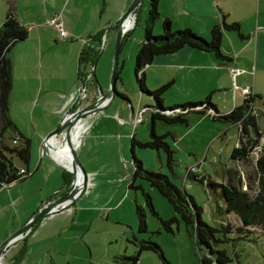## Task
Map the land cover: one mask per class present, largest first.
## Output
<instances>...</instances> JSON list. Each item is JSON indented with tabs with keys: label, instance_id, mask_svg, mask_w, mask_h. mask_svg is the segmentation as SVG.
I'll return each mask as SVG.
<instances>
[{
	"label": "crops",
	"instance_id": "crops-1",
	"mask_svg": "<svg viewBox=\"0 0 264 264\" xmlns=\"http://www.w3.org/2000/svg\"><path fill=\"white\" fill-rule=\"evenodd\" d=\"M132 1L0 0V27L9 10L13 9L29 33L8 52L13 76L9 114L15 125L14 135L19 138L18 144L26 139L31 142L29 163L16 165L29 172L27 177L32 176L28 180L25 178L24 182H13L0 189V216L7 214L9 209L19 213L24 203H28L27 210L20 214L18 222L15 218L5 239L19 231L44 204L58 194V198L62 197L70 188L73 180L71 171L59 173L60 181L54 184L51 176L59 170L57 163H60L51 154L50 159L45 157V138L73 111L75 105L92 103L99 97L97 86L91 88L87 81L92 66L81 65V53L87 46L101 45L104 35L107 40L103 48L110 51L117 35L116 25ZM159 11L158 28L164 31L170 23L173 30L191 28L211 39L213 28L226 21L239 23L240 32L223 29V59L215 52L191 46L171 54L157 55L145 68L147 83L183 86L187 92H196L198 86L205 92L216 91L220 101L214 103L211 97V102L220 115L230 113L245 101L241 90L233 93L230 89L234 85L231 67L245 70L236 77L238 85L250 86L254 92L257 91V78L251 86L245 80V74L254 72L255 76L258 69H264V0H160ZM56 14L62 15L68 38L59 37L58 31L48 24ZM130 32L129 29L124 35ZM143 40L142 31L137 38V49ZM95 68V83H99L101 93H107L108 90L103 88L108 89V84L102 79L99 82ZM84 84L88 85L86 99L82 94ZM116 88L125 97L117 93L104 108L85 113L78 121L81 126L73 133L78 157L88 175L85 190L68 207L41 218L24 236L12 243L3 256L2 264H109L107 258L112 260V264H128L123 257L134 255H127L128 250L123 251V247L125 242L129 243V236L137 237L136 230L132 228L129 233L127 228H111L109 224L124 223L122 217L112 214L122 200L123 184L133 178L135 171L130 161L122 167V157L132 154L133 138L139 137L140 141L152 138L151 135L148 137L150 113L147 121L144 115L150 111L153 115L157 108L141 107L137 101L138 97L142 99L144 91L133 83V91L129 94L121 74ZM144 108L147 111L143 114V121L133 123ZM211 109L187 113V122L167 121L174 126L173 130L166 132V141L170 136L173 140L169 147L176 151L185 147L193 153L187 141L191 142L193 132L204 123L214 124L210 119H217L209 111ZM140 124H145L143 138ZM201 136L204 140V135ZM217 137V133L209 137L208 143ZM54 147L64 157H72L71 147L65 139L62 142L58 136ZM150 154L148 151L141 153L142 157ZM20 183L24 185L20 186ZM27 191L32 195L27 196ZM112 245L117 246L114 248Z\"/></svg>",
	"mask_w": 264,
	"mask_h": 264
},
{
	"label": "rangeland",
	"instance_id": "rangeland-1",
	"mask_svg": "<svg viewBox=\"0 0 264 264\" xmlns=\"http://www.w3.org/2000/svg\"><path fill=\"white\" fill-rule=\"evenodd\" d=\"M149 9L150 0H144L135 13V27L130 29L131 32L125 38L122 49L119 53L120 74L126 80V88L129 94L133 91V83L138 85V88L140 89L135 72L136 54L139 51V49H137V38L142 34V31L145 33ZM130 23L133 24V21L130 20ZM159 23L160 20H157L154 24L153 31L155 35L164 32V29L158 28ZM116 38L117 37L114 38L110 51L107 52L106 49L102 48L101 55L96 62L95 69L99 82L102 79L108 84V89L104 87V91H109L111 87V75L116 51ZM135 50H137L136 53ZM90 73L93 74V76L92 78L89 77L88 73L87 81L91 88L97 86L100 94L99 83L97 81L95 83L94 80V70L90 71ZM256 78L258 80V88L255 94L258 96L254 102L255 104L248 108L245 117L249 116L255 118L257 129L259 131H256L251 119L250 121H246L248 130H245L244 128L245 123L242 121L243 119L238 125L224 123L221 120L210 119L211 121H214V124L211 125L209 123H204L193 132L195 134L191 136V142L187 141L188 144L191 145V148H193V153H190L185 147H183L182 150L178 149L176 151L170 146L171 159L169 160V155L165 148L157 149L150 146H138L136 150V155L143 161L145 169L167 175L170 181L181 189L188 200H190V197L194 199L196 204L201 208V216L203 220L210 226L216 228L215 238L212 239L211 242L212 247L201 244V250H199L193 225H187L182 217L176 213L172 203L156 186H154L147 178L138 176L135 180L131 178V180H128L123 184L122 188L124 192L122 194V200L118 203L116 210L112 214L115 215L116 213L118 216L122 217L124 223L110 222L109 224V227L111 228H127L129 233L132 232V228L133 230H136L137 237H134L132 234L129 236V243H124L123 251L128 250L127 255L135 254L137 252L140 240L151 239L162 246L166 257L171 264H201L202 255L210 256L213 260H216L219 253L218 251L221 250L224 251L228 257L226 264H264V229L258 225L245 226L238 214L235 212L229 213L227 211L226 200L221 194V186L219 185L228 184L230 180L228 175H230V178H232L231 182L242 188V190L248 192L252 198L259 195L264 190V170L260 167L258 161L264 153V69H258V71L255 72V76L252 73L251 75L245 74V80L248 84L250 83L251 86L255 83H253V80H256ZM151 79L154 80L152 77ZM147 86L152 91H156L162 87L164 88L161 92V96L163 97L164 106L167 108L188 102L203 101L209 95H211L214 103L220 101L218 92H205L200 86H198L196 92H187L183 86H177L174 84L169 85L168 83L157 84L150 82L147 83ZM118 87H121V80L118 81ZM230 89L233 93L236 92L234 85ZM142 93V99H139L140 97H138L137 101L141 107L156 106L157 100L154 95L147 92ZM153 110L154 108L152 109V112H154ZM182 114L184 113L167 116L175 117L176 115ZM147 115H149L150 123L148 137H150V133L153 129L156 130L157 135H164L167 134L166 132H168V130H173L172 127L174 126L168 124L163 118H156L155 125H153L151 111L144 115L146 121L148 119ZM219 115L220 114L217 111L213 114V116ZM140 125L142 126L139 131L141 132V138H143L145 124ZM216 133L218 137L214 141L208 143V138ZM201 134L204 135V140L201 139ZM241 135L244 137V142L251 146L252 149L249 157L243 158L242 160H235L232 158L231 154L236 146L241 145ZM14 137L13 129L9 128L4 135V141L8 145L14 146L16 145L13 143ZM59 139L63 142L62 136H59ZM137 139L140 140L139 137H137ZM147 140L152 141L154 139L149 138ZM167 140L168 141L166 142H168V145H170L169 142H173L171 136L168 137ZM137 151L140 152V154L137 153ZM142 151H148L152 154H150V156L143 155L144 157H142ZM45 157L50 159L49 153H46ZM14 160L17 165L20 162L23 163L18 158H15ZM128 161H130L131 164L133 162V155L131 153L126 157H122L121 165L123 168L126 167ZM57 165L60 167L59 170L53 173V177L51 176L53 181H55L54 184L60 181L59 173L61 174L64 173L63 171H70L66 167L61 166V164L57 163ZM31 178L32 176L27 177L26 179L28 180ZM26 179L21 180L20 182H24ZM131 184H133V186ZM19 185L21 186L24 184L20 183ZM48 185L51 186L52 183H49ZM39 192L40 191H37V193ZM30 195H32V193L29 191L27 196ZM58 196L60 195L58 194L53 197L50 202L57 199ZM148 196L152 198L154 209L148 201ZM43 206H45V204ZM27 207L28 203L26 202L22 206V209L19 210V213L9 209L7 214L3 213V215L0 216V242L6 240V232L13 228L15 218L18 222L20 214L24 213V211L27 210ZM138 207H141L143 210L147 225L146 230H139ZM40 211L41 209H39V211H37L28 221L38 215ZM176 216L179 218V221H173L171 223L172 230L168 229L166 223ZM4 241L0 243V246ZM116 246L117 245H112L111 247L115 248ZM211 248H213L215 252L211 253ZM107 259L108 263L112 264V260L109 258ZM139 264H163V262L157 253L145 250L140 257Z\"/></svg>",
	"mask_w": 264,
	"mask_h": 264
},
{
	"label": "trees",
	"instance_id": "trees-1",
	"mask_svg": "<svg viewBox=\"0 0 264 264\" xmlns=\"http://www.w3.org/2000/svg\"><path fill=\"white\" fill-rule=\"evenodd\" d=\"M159 2L160 0H150V9L148 18L146 20L144 40L136 54L135 67L137 81L141 90L154 95L157 100V112L153 113L152 115L153 125H155L156 118H163L168 122H187L185 115L193 110H198L199 106H202V109H211L213 107L212 110L217 111V108L211 102V95H209L203 101L188 102L175 107H165L163 103V97L161 96V92L164 88L162 87L156 91H152L148 88L146 83L145 68L153 62L157 55L171 54L177 52L185 46H191L196 49L215 52L219 58L223 59L225 58V55L221 50V45L223 42V29L240 32V24L237 22L228 23L225 21L222 26L216 25L212 30L211 39H206L191 28L177 30L169 28L166 29L164 33L155 35L153 31L154 24L161 17V13L159 11ZM28 34L27 27L21 24L16 16L15 11L13 9L9 10L5 21L0 27V189L6 185L12 184L13 182L24 180L29 175V172L22 171L21 168L16 165L14 159L18 158L24 164L29 163L31 159L30 139H26L24 142L14 146H10L4 141V135L6 131L9 128L13 129L15 127L9 114V96L12 89L13 76L12 63L11 59L8 57V52L16 42L26 39ZM126 37L127 34L123 36L121 49ZM101 50L102 49L98 44L87 46L80 56L81 65L86 66L87 64H91V66L95 68L96 62L101 55ZM116 75L118 80L120 78V67L118 68ZM116 92L119 93L117 88ZM121 95L125 97L124 94ZM257 96L258 95L255 94L250 99L245 98L244 103L234 108L230 113L214 116V118L221 120L224 123H230L234 125H238L243 119L242 121L245 123V130H248L246 121H250L251 119L254 123L256 131H259L257 129V122L255 118L249 116L245 117L248 108L250 107L249 103H254ZM77 107L78 104L75 105L73 110ZM179 107L187 110V112L182 115H176L174 118H169L162 112L163 110L176 109ZM200 112L204 113V111ZM151 136L154 139L152 141H140L136 138L132 139L131 148L133 164L135 167L133 179L135 180L138 176L147 178L166 198H168V200L172 203L176 213L182 217L187 225H193L197 247L199 250H201V244L212 247L211 242L212 239L215 238L216 228L210 226L203 220L201 216V208L196 204L194 199L190 197V200H188L181 189L172 183L167 175L145 169L143 161L136 155L135 150L138 146H150L157 149L165 148V150L168 152L169 160L171 159V150L165 140L167 134L157 135L155 129H153ZM243 138L244 137L241 135V145L236 146L232 151L231 156L235 160H242L243 158L249 157L250 155L252 148L244 142ZM258 161L260 167L264 170V153L261 155ZM228 177L230 179L228 184H219L221 186V194L227 203V211L229 213L235 212L238 214L245 226L258 225L264 229V190L259 195L252 198L248 192L242 190V188L231 182L232 178H230V175H228ZM131 185L133 186V184ZM148 197V201L151 207L154 209L152 198L150 196ZM138 217L139 230H146V220L141 207H138ZM173 221H179V218L176 216L166 223L167 228L170 230H172L171 223ZM145 250L157 253L161 257L163 264H171V262L167 259L162 246L158 242H155L151 239L140 240L137 252L134 255L124 256L123 258L124 260L128 261V264H139L140 257ZM210 252L213 253L215 250L211 248ZM218 252L219 253L216 260H213L210 256L202 255L201 264H226L228 260L226 253L222 250Z\"/></svg>",
	"mask_w": 264,
	"mask_h": 264
},
{
	"label": "water",
	"instance_id": "water-1",
	"mask_svg": "<svg viewBox=\"0 0 264 264\" xmlns=\"http://www.w3.org/2000/svg\"><path fill=\"white\" fill-rule=\"evenodd\" d=\"M144 0H133L128 9L125 11L124 15L122 16L120 23L118 25L117 29V35H116V51L114 56V66L112 70L111 75V87L110 90L107 93H101L99 97L92 103H82L77 108H75L72 112H70L67 116L64 117L62 122L59 124V126L47 137L45 138V152L50 153V147L51 145V139L57 138L58 136H62L63 139L66 140L68 145L71 147V153L74 160V167L71 169L67 167L66 165H63L68 170H70L73 173V180L71 183L70 188L68 189L67 193L63 195L62 197L55 199L51 201L48 205L44 206L40 213L33 217L30 221H28L19 231L11 235L8 239L4 241V243L0 246V264H2L3 256L6 252V250L9 248V246L14 243L16 240L24 236L37 221H39L41 218L51 214L52 211L55 210V208L60 207L63 204H66L70 201L75 200L79 194H81L85 188L87 183V172L85 167L83 166L82 162L80 161L78 157L77 148L78 146L73 140V133L75 132V127L78 123V121L81 119V117L89 112V111H95L98 109H102L106 106L107 102L111 100L116 94V84H117V70L119 68V53L122 45L123 36L125 33L124 26L126 25V22L130 18L131 15L135 14L137 10L140 8ZM171 28L170 23L167 24V29ZM52 146V145H51ZM78 175L82 176L83 179V185L82 187L77 190L75 188L76 180Z\"/></svg>",
	"mask_w": 264,
	"mask_h": 264
},
{
	"label": "built area",
	"instance_id": "built-area-1",
	"mask_svg": "<svg viewBox=\"0 0 264 264\" xmlns=\"http://www.w3.org/2000/svg\"><path fill=\"white\" fill-rule=\"evenodd\" d=\"M135 19H136V14H133L131 16V20L133 21V24H132V26H130L129 28H127V30L132 29L134 27V25H135ZM48 24L50 26L54 27L58 31L59 37H61L63 39L69 37V32L65 28L64 21L62 19V15L61 14H56L54 17L50 18L48 20ZM106 40H107V37H106V35H104V37L101 40V45H99V47L101 49L104 47V45L106 43ZM93 70H94V68L92 67V70L91 71H93ZM230 70H231V74H232L233 79H234V89H235V91L241 90L246 99H250L251 97H253L255 95V92H254V90L250 86L241 87L240 85H238L236 83V77L239 76V75H241V74H243V73H245V70H243L241 68H238V67H231ZM252 73H254V72H252ZM92 76H93V74L89 73V77L92 78ZM82 94H83V99H86V97L88 96V85L87 84H84L82 86ZM249 104H250V107L254 105L253 102H251ZM198 108L199 109H202V106H199ZM146 111H147V108H144L142 111H140L139 114H138V116H137V118L133 121V123L136 124V123L142 122L143 121V114ZM209 111L210 112H213L212 114H215V111L214 110L211 109ZM162 112L164 114H166V115H175L177 113H186L187 110H184L181 107H179V108H176V109L163 110ZM79 126H81V125L80 124L79 125L78 124L76 125L75 131L78 130V127ZM13 143L14 144H18L19 143L18 136L13 138ZM71 202L72 201H70V202H68L66 204H63L60 207L55 208V210L52 211L51 213H55V212L61 210L62 208L68 207ZM49 203H50V201L48 203H46L45 206L48 205Z\"/></svg>",
	"mask_w": 264,
	"mask_h": 264
},
{
	"label": "bare ground",
	"instance_id": "bare-ground-1",
	"mask_svg": "<svg viewBox=\"0 0 264 264\" xmlns=\"http://www.w3.org/2000/svg\"><path fill=\"white\" fill-rule=\"evenodd\" d=\"M132 16V15H131ZM131 16L128 19V21L126 22V25L124 26V30L126 32L127 28H129L132 23H130L131 20ZM56 141V138H52L51 139V145H49L50 147V153L51 155L61 164L66 165L69 168H73L74 167V160L73 157H64L61 153H59L55 147H54V143ZM83 185V179L81 175H78L77 180H76V184H75V188L77 190H79Z\"/></svg>",
	"mask_w": 264,
	"mask_h": 264
}]
</instances>
